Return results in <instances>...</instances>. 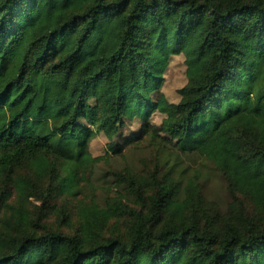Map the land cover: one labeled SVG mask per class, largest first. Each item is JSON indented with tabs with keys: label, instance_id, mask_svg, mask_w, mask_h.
Returning <instances> with one entry per match:
<instances>
[{
	"label": "trees",
	"instance_id": "trees-1",
	"mask_svg": "<svg viewBox=\"0 0 264 264\" xmlns=\"http://www.w3.org/2000/svg\"><path fill=\"white\" fill-rule=\"evenodd\" d=\"M143 139L152 172L109 170L103 202L77 200L74 233L45 225ZM182 155L221 174L224 208ZM112 220L125 231L107 234ZM0 264H264V0H0Z\"/></svg>",
	"mask_w": 264,
	"mask_h": 264
},
{
	"label": "rangeland",
	"instance_id": "rangeland-1",
	"mask_svg": "<svg viewBox=\"0 0 264 264\" xmlns=\"http://www.w3.org/2000/svg\"><path fill=\"white\" fill-rule=\"evenodd\" d=\"M186 83L184 57L182 55L174 56L169 64L168 70L165 73V82L162 87V92L171 101L178 100L177 89L182 87ZM161 115L156 113L152 116V122L159 123L161 121ZM139 128L138 122L131 124L121 131L122 136L128 135L130 130H136ZM109 140L103 135L99 134L90 142L89 150L93 156L103 155L107 149ZM155 152L148 140H137L136 143L125 147L124 155L121 157L113 156L107 158L101 163L97 164L90 171L86 173V178L89 181L82 190V193L77 198L72 197H60L53 201L54 208L46 209L47 215L44 217L45 225L53 229H58L64 233H74L78 227V219L76 216V204L77 200L81 199L84 202H90L91 199L103 202L107 196L100 188L98 182L99 178L101 183V175L109 170H116L122 168L126 163L130 164L136 172H152L155 168L154 162ZM182 166H190L191 172L188 177H193L197 174V179L202 186V192L206 200L214 205H218L221 208L225 207L230 200L228 188L226 182L221 174L213 168L210 162L198 158L196 156H180ZM163 166H158V170H162ZM193 175V176H192ZM106 195V196H105ZM32 205H38L39 202L32 201ZM59 209L62 211L59 213ZM67 216L66 221H61L62 217ZM122 221L112 220L109 224L107 234L111 232H124L125 225ZM119 226V227H117Z\"/></svg>",
	"mask_w": 264,
	"mask_h": 264
}]
</instances>
